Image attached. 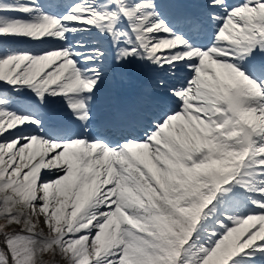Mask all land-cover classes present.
Returning <instances> with one entry per match:
<instances>
[{"label": "snow or ice", "instance_id": "obj_1", "mask_svg": "<svg viewBox=\"0 0 264 264\" xmlns=\"http://www.w3.org/2000/svg\"><path fill=\"white\" fill-rule=\"evenodd\" d=\"M0 264H264V0H0Z\"/></svg>", "mask_w": 264, "mask_h": 264}]
</instances>
